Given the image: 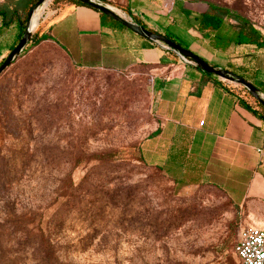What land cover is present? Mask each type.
<instances>
[{"label":"rangeland","instance_id":"obj_1","mask_svg":"<svg viewBox=\"0 0 264 264\" xmlns=\"http://www.w3.org/2000/svg\"><path fill=\"white\" fill-rule=\"evenodd\" d=\"M68 1L39 7L34 34H47L48 15ZM98 1L132 20V7L175 2L182 24L192 4L216 2L264 35V0ZM227 82L255 105L245 87ZM157 93L147 66L82 67L49 38L0 75V264H241L234 247L249 210L142 158V141L160 123ZM40 227L57 242L54 257Z\"/></svg>","mask_w":264,"mask_h":264},{"label":"crops","instance_id":"obj_2","mask_svg":"<svg viewBox=\"0 0 264 264\" xmlns=\"http://www.w3.org/2000/svg\"><path fill=\"white\" fill-rule=\"evenodd\" d=\"M174 3L163 1L158 8L150 5L131 10L147 28L174 35L212 65L264 90V47L243 44L217 49L185 14L183 24L178 20ZM188 10L194 17L206 9L192 4ZM43 31L79 66L112 71L137 65L150 68L158 81L160 123L142 141L144 162L160 167L182 184L210 183L232 204L249 210L247 225L264 223V122L242 105L246 98L232 85L223 82L231 88L227 90L217 76H206L174 51L116 24L90 6L69 1L55 6ZM19 36L17 23L6 28L0 19V62ZM200 82L203 86L198 89Z\"/></svg>","mask_w":264,"mask_h":264},{"label":"trees","instance_id":"obj_3","mask_svg":"<svg viewBox=\"0 0 264 264\" xmlns=\"http://www.w3.org/2000/svg\"><path fill=\"white\" fill-rule=\"evenodd\" d=\"M37 1L38 0H5L4 2H0V19H1L2 27L8 28L12 24L17 23L20 28V36H19V40H20V38L24 33V28L28 20L29 12ZM69 2H74L76 4L89 6L77 0H70ZM128 12L137 23L144 25V23L140 20V18H138L136 15H133L131 8L128 9ZM184 13L189 20L194 22L193 24L196 25L197 29L200 31L202 36L206 38L212 44V46L217 49L225 50L232 46H238L243 44L255 45L258 48L264 47V35L261 32V30L255 25V23L249 17L243 15L241 12L227 5H222L216 2H209L208 9L205 12L201 13L200 15L191 17V12L186 9L184 10ZM101 14L103 17L109 18L110 20L114 21L116 24L125 27L123 24L115 21L113 18L108 17L103 13ZM163 34H165L170 39L179 43L178 41L179 39L174 35L168 32H165ZM46 38L51 39V37L48 34H42L40 33V31H37L33 35L30 43L39 42ZM17 43L12 47V49L17 45ZM4 60L5 58L0 62V64ZM204 74L208 77L213 76L205 72ZM217 79H218L217 82L221 83L223 86H225L227 90L231 91V88H229L223 83L227 81H223L219 78ZM202 86L203 83L200 82L198 89H201ZM244 90L247 93H249L246 89ZM262 91L264 92V90ZM249 95L253 97L250 93ZM254 100H255V105L249 102L247 99H243V98L241 100V103L251 112H253L256 116L262 119L264 122V106L258 100L256 99ZM157 168L161 170L160 167ZM5 174H6L5 168H1L0 177ZM15 230L19 231V228H16ZM38 230L42 238H44V242L48 244V256L51 255L52 257H54L56 252L57 242H55L53 239L50 238L51 234L49 235V233H48V238H45L44 229L42 227H40ZM44 242L40 241V245H43Z\"/></svg>","mask_w":264,"mask_h":264},{"label":"water","instance_id":"obj_4","mask_svg":"<svg viewBox=\"0 0 264 264\" xmlns=\"http://www.w3.org/2000/svg\"><path fill=\"white\" fill-rule=\"evenodd\" d=\"M48 0H38L33 8L30 10L28 20L26 22L24 33L20 38L17 45L10 51L5 60L0 64V75L14 62V60L22 54L24 49L29 45L33 37V29L31 27V20L36 10L45 4ZM84 4H87L94 9L100 11L108 17L113 18L115 21L120 22L125 27L136 33L137 35L164 45L166 48L174 51L180 57L187 60L188 62L197 66L200 70L207 74L217 76L220 79L227 80L242 85L247 91L264 106V95L262 90L256 86V84L249 79L240 76L226 68L217 67L209 63L207 60L199 56L197 53L192 51L190 48H185L176 41L170 39L165 34L156 32L147 28L146 26L135 22L132 19H128L115 11L109 5H106L98 0H77Z\"/></svg>","mask_w":264,"mask_h":264},{"label":"built area","instance_id":"obj_5","mask_svg":"<svg viewBox=\"0 0 264 264\" xmlns=\"http://www.w3.org/2000/svg\"><path fill=\"white\" fill-rule=\"evenodd\" d=\"M234 251L241 264H264V223L243 228Z\"/></svg>","mask_w":264,"mask_h":264},{"label":"bare ground","instance_id":"obj_6","mask_svg":"<svg viewBox=\"0 0 264 264\" xmlns=\"http://www.w3.org/2000/svg\"><path fill=\"white\" fill-rule=\"evenodd\" d=\"M37 10H36V12H37ZM36 12L34 13V15L36 14ZM34 15H33L32 20H31V27L35 26L38 23V18H34ZM33 18H34V20H33Z\"/></svg>","mask_w":264,"mask_h":264}]
</instances>
